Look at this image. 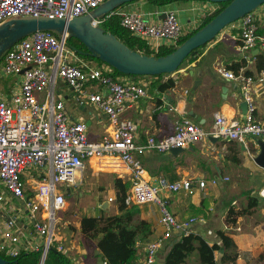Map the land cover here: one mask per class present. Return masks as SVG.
<instances>
[{
  "label": "built area",
  "instance_id": "built-area-1",
  "mask_svg": "<svg viewBox=\"0 0 264 264\" xmlns=\"http://www.w3.org/2000/svg\"><path fill=\"white\" fill-rule=\"evenodd\" d=\"M106 0H0V23L16 16L73 19L89 12ZM115 14V13H112ZM112 14L93 23L100 24ZM119 15V14H118ZM120 26L132 37L150 42V51L156 54L160 46L174 47L183 36L175 11H166L161 19L148 21L138 12L122 13ZM234 25L241 41L240 50H251L257 45L264 49V37L257 34V18L249 13ZM165 41L169 44L161 45ZM155 44H151V43ZM148 46V45H147ZM74 54L50 32H36L14 44L2 57L0 74L5 77H20L17 89L7 97L0 95V255L15 259L23 253H38L39 263H44L51 250L63 252L56 245V221L66 208L67 190L62 185L74 186L91 160L104 158L116 160L129 171L131 187L125 197L127 207L152 204L159 212L162 232L146 245L143 260L131 264H154L157 255L171 240L191 234L194 218L177 220L160 197L165 191L175 194L190 193V179L169 182L159 179L152 186L145 179V169L140 157L146 152L167 154L171 149H184L193 144L216 138L243 143L247 137L264 141V122L254 118L255 105L250 92L252 78L236 76L223 68L218 73L243 84V99L247 111L242 121L227 119L215 113L212 127H201L181 121L173 133L163 138L148 136L143 144L135 137L137 123L123 117L127 105L147 96L144 85L123 82L112 76L111 68L91 67L73 63ZM61 82L75 93L78 105L93 104L104 113L109 129L100 141H90L87 127L81 121H72L66 113L64 102L57 98L55 89ZM98 83L96 92L88 87ZM257 83H264V69L259 71ZM44 98L39 100L41 94ZM39 171L34 175L33 170ZM203 189V181H197ZM264 197V189L260 191ZM27 200L15 208L8 204L15 199ZM114 200L108 198V202ZM14 214V216H12ZM30 232L27 235L26 215ZM178 234V237H174ZM41 239V243L36 239ZM38 263V264H39ZM102 264H107L103 260Z\"/></svg>",
  "mask_w": 264,
  "mask_h": 264
},
{
  "label": "crops",
  "instance_id": "crops-1",
  "mask_svg": "<svg viewBox=\"0 0 264 264\" xmlns=\"http://www.w3.org/2000/svg\"><path fill=\"white\" fill-rule=\"evenodd\" d=\"M219 5L215 3L202 2L199 0H176L164 6L152 4L149 0H137L125 4L114 13L121 15L127 12H138L145 20L155 21L164 17L166 11H175L183 34L187 35L198 29L202 21L218 11ZM257 18L260 37H264V4L254 12ZM151 44H155L154 42ZM159 44L167 45L162 41ZM150 49V42L147 44ZM241 41L238 31L234 25L227 26L213 41L200 48L189 60V63L171 75L162 77H116L123 82H134L144 85L147 96L127 105L123 117L138 125L135 142L143 144L148 136L163 138L173 133L175 125L181 121L191 122L203 130L208 131L213 124L215 113L222 114L227 119L242 121L245 112L241 105L243 99L244 84L240 80H230L218 73L219 68L232 71L236 76L243 75L252 78L250 92L255 105L254 118L259 123L264 122V86L257 83L259 73L258 57H264V49L257 45L251 50H240ZM74 54V53H73ZM73 63L87 64L91 67H106V65L94 66V61H85L83 58L72 57ZM112 72V70H110ZM5 76L0 74V79ZM13 82L15 86L9 89V84L0 82V95L7 97L13 90L17 89L20 77H5ZM168 80L173 81V87L159 89ZM58 90V91H57ZM66 92V94L63 93ZM96 92V91H94ZM57 98L63 102L73 101L78 113H72L69 107H64L68 117L72 121H81L87 127V137L90 141L102 140L109 129V121L102 111L101 118L86 120L81 114L87 112V105L76 103L75 93L61 82L57 83L55 93ZM41 94L39 100L44 98ZM79 114V115H78ZM95 121V128L92 126ZM258 139L247 137L241 142L216 140L204 141L193 144L181 150L178 155L160 154L157 152H146L140 160L145 169V179L152 186H157L159 179H166L169 182H178L190 179L193 184L190 193L180 191L170 194L160 192V197L167 202V207L172 215L179 221L194 218L195 222L191 227V234L200 237L208 245H221L219 233L227 234L236 246L237 259L235 264H264V197L260 191L264 189V169L255 162L259 154ZM116 160L104 158L91 160L77 179L79 183L70 186V192L74 187L81 186L85 173L106 174L113 179H121L129 182V171L122 165L115 164ZM111 173V174H109ZM197 181H203V189L198 187ZM80 191V189H78ZM99 199L100 193L94 196ZM108 198L115 200L114 186L109 188L106 199L96 202L97 215H90L79 218L76 228L80 231V220L83 217H97L116 215L117 205L113 213L111 203L106 207L102 206ZM17 202L16 200H14ZM14 201H9L12 205ZM101 207H104L102 209ZM134 207L135 220L147 223L149 234L141 239L138 236V252L136 261L143 260L146 256V245L161 234L162 228L159 225V212L156 206L147 204ZM236 218L233 224L228 225L226 217L228 212L245 211ZM14 216V214L12 215ZM19 222L26 215H20ZM27 235L30 232V225L24 219ZM60 218L56 221L60 223ZM146 229H148V227ZM55 232L56 245H59L62 237ZM175 238L178 234H175ZM65 240V238H63ZM176 239L171 240L157 255L154 264H163L164 258ZM41 243V239H36ZM89 245L71 246L63 252L68 264H102L103 258L93 242L92 248ZM221 252L215 253L219 262ZM95 256V258L92 257ZM98 256V257H97ZM97 257V258H96ZM184 264H199L198 257H188ZM221 264V263H218Z\"/></svg>",
  "mask_w": 264,
  "mask_h": 264
},
{
  "label": "water",
  "instance_id": "water-1",
  "mask_svg": "<svg viewBox=\"0 0 264 264\" xmlns=\"http://www.w3.org/2000/svg\"><path fill=\"white\" fill-rule=\"evenodd\" d=\"M134 1L137 0H106L91 10L89 14L73 19L32 16H16L7 19L0 23V61L18 41L36 32L46 31L52 33L59 40L63 39L65 44L69 39H77L85 51L69 46L70 49L78 55L99 60L121 74L150 77L171 75L178 71L183 61L194 51L213 41L227 26L254 12L264 4V0H199L215 4L228 2V5L193 35L174 46L172 52L156 56V54L146 55L143 52L132 50L106 31L101 23L96 25L93 23L94 20L108 16L125 4ZM241 107L246 113L247 104L243 102ZM209 140L215 142L218 139L210 137ZM258 148L259 154L255 162L264 169V141H258ZM181 150L175 148L171 149L169 153L175 156ZM15 200L23 205L27 199ZM107 205L108 201L102 203L104 207ZM104 207L101 208L104 209ZM0 264H10V262L0 255ZM39 264H42V261Z\"/></svg>",
  "mask_w": 264,
  "mask_h": 264
},
{
  "label": "trees",
  "instance_id": "trees-1",
  "mask_svg": "<svg viewBox=\"0 0 264 264\" xmlns=\"http://www.w3.org/2000/svg\"><path fill=\"white\" fill-rule=\"evenodd\" d=\"M152 4L158 6H164L172 3L176 0H149ZM204 2V1H202ZM218 11L206 17L200 27L195 31L183 36L179 39L176 45L180 44L197 30L207 24L213 19L227 3H220ZM103 28L113 34L117 39L125 43L129 48L137 52H143V54L151 55L152 52L148 49L145 42L140 41L132 37L125 29L120 26V16L118 14H112L102 23ZM67 45L80 51H85L83 45L77 39L67 40ZM204 47V46H203ZM174 47L160 46L156 56H163L172 52ZM202 48V47H201ZM199 49L194 51L186 60L190 59ZM85 61L96 60L91 57L80 55ZM182 65L178 68L183 67ZM99 64L103 62L96 60ZM106 65V64H105ZM258 69L259 71L264 69V57H258ZM108 66V65H107ZM111 68V67H110ZM112 76H127V77H139L133 75H124L111 68ZM164 75L155 76L162 77ZM147 77V76H145ZM173 87V81L168 80L159 89H166ZM113 186L115 190V203L117 205V214L112 216H104L103 214L97 217H83L80 220V233L87 239L95 241L96 246L100 252L101 257L107 262V264H131L136 261L137 258V242L138 236L143 235L141 239L145 238L149 234V228L147 223L143 221L135 220L134 207H127L125 205V197L131 187L130 182H123L121 179H114ZM245 211L228 212L226 222L228 225L233 224L237 217H239ZM148 229H146V227ZM221 239V245H208L198 236L190 234L187 237H178L175 242L169 247L163 264H184L189 256L196 252L198 254L200 264H235L237 259L236 246L233 240L225 233H219ZM221 252V259L218 262L215 258V253ZM3 259H6L10 264H38V253H23L21 256L15 259L6 258L1 255ZM43 264H68V261L61 253L56 250H52L47 253L46 259Z\"/></svg>",
  "mask_w": 264,
  "mask_h": 264
},
{
  "label": "rangeland",
  "instance_id": "rangeland-1",
  "mask_svg": "<svg viewBox=\"0 0 264 264\" xmlns=\"http://www.w3.org/2000/svg\"><path fill=\"white\" fill-rule=\"evenodd\" d=\"M66 47L75 54V58L80 57V55H78L76 52H74L72 49L69 48V46L66 44ZM192 57V56H191ZM191 59V58H190ZM186 60L183 64V67L185 65H187L189 63V60ZM70 60L72 62H74L75 59L70 58ZM90 61H94V66H98V62L96 60H90ZM105 65V64H103ZM0 68H1V62H0ZM142 77V76H139ZM6 82L7 84H9V89L13 88L15 86V84L13 82H10V80L6 79L4 77V79H0V82ZM138 84V83H135ZM91 91H98L100 89V86L98 83H92V85H90L88 87ZM58 91V90H57ZM64 94H66L65 91H63ZM65 105H67L69 107V110L74 113H78L77 111H75L76 109V105L74 104L73 101H69V102H64ZM75 109V110H73ZM100 109L93 105V104H88L87 105V112L84 114H81L86 120H96L98 118H101L100 115ZM79 115V114H78ZM93 126L92 128L94 129L95 126V121H93ZM39 171V169L37 171H32L33 174L35 175L37 172ZM108 174V173H106ZM106 174H94L92 175L91 173H85L83 175V181H82V185L81 186H76L73 188L72 191L68 192V195H65L66 198V208L64 211L60 212L58 214V218H60L62 220L61 222V226L60 223H57L56 226V231L59 229L58 232V237H62L61 238V242H60V246H62L65 251L67 248L71 247V246H81V245H89V249L92 248L93 242L92 240L87 239L83 234L80 233L79 230H77L76 228V224L79 220V218H81L82 216H86V215H90L91 213H95L97 215V208H96V202L99 203L101 200L106 199L108 196V191L109 188L113 187V179L111 178V176L106 175ZM111 174V173H109ZM77 183H79V180L77 181ZM62 190H69L71 189L69 187V185L64 184L62 185ZM78 189H80V191H78ZM97 193H100V198L96 199L94 198L95 195H97ZM113 199V198H112ZM114 200V199H113ZM115 203V200L113 201ZM12 205L15 208H19L20 205L17 202H13ZM115 209V204L111 203V212L113 213ZM65 238V240L63 239ZM93 258H95V256L92 255ZM98 257V256H97ZM96 257V258H97ZM190 257H198V254L196 252H194L193 254H191ZM199 261V258H198ZM200 264V262H199Z\"/></svg>",
  "mask_w": 264,
  "mask_h": 264
}]
</instances>
